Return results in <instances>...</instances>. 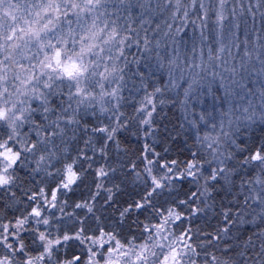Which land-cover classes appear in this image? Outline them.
Here are the masks:
<instances>
[{"label":"snow or ice","instance_id":"obj_1","mask_svg":"<svg viewBox=\"0 0 264 264\" xmlns=\"http://www.w3.org/2000/svg\"><path fill=\"white\" fill-rule=\"evenodd\" d=\"M0 264H264V0H0Z\"/></svg>","mask_w":264,"mask_h":264}]
</instances>
